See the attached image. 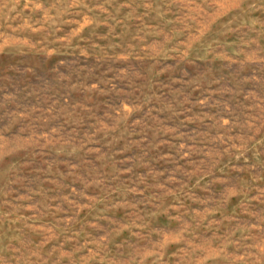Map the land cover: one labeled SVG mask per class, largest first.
Masks as SVG:
<instances>
[{
	"label": "rangeland",
	"instance_id": "obj_1",
	"mask_svg": "<svg viewBox=\"0 0 264 264\" xmlns=\"http://www.w3.org/2000/svg\"><path fill=\"white\" fill-rule=\"evenodd\" d=\"M0 264H264V0H0Z\"/></svg>",
	"mask_w": 264,
	"mask_h": 264
}]
</instances>
